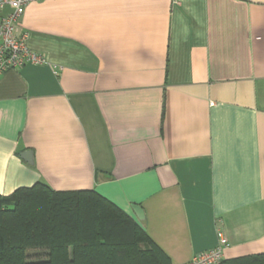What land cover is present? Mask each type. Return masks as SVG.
<instances>
[{
  "label": "crops",
  "instance_id": "obj_1",
  "mask_svg": "<svg viewBox=\"0 0 264 264\" xmlns=\"http://www.w3.org/2000/svg\"><path fill=\"white\" fill-rule=\"evenodd\" d=\"M18 25L45 63L0 75L1 196L94 191L171 264L218 233L264 253V0H31Z\"/></svg>",
  "mask_w": 264,
  "mask_h": 264
},
{
  "label": "trees",
  "instance_id": "obj_2",
  "mask_svg": "<svg viewBox=\"0 0 264 264\" xmlns=\"http://www.w3.org/2000/svg\"><path fill=\"white\" fill-rule=\"evenodd\" d=\"M34 253L38 259H30ZM0 264H171L124 212L91 190L37 182L0 195ZM219 264H264V253Z\"/></svg>",
  "mask_w": 264,
  "mask_h": 264
},
{
  "label": "built area",
  "instance_id": "obj_3",
  "mask_svg": "<svg viewBox=\"0 0 264 264\" xmlns=\"http://www.w3.org/2000/svg\"><path fill=\"white\" fill-rule=\"evenodd\" d=\"M31 0H0V75L25 64L41 65L44 57L31 52L26 45V35L18 25L26 5ZM6 14H2L4 10ZM227 240L217 234V243L210 250L199 252L188 264H219L224 259Z\"/></svg>",
  "mask_w": 264,
  "mask_h": 264
},
{
  "label": "water",
  "instance_id": "obj_4",
  "mask_svg": "<svg viewBox=\"0 0 264 264\" xmlns=\"http://www.w3.org/2000/svg\"><path fill=\"white\" fill-rule=\"evenodd\" d=\"M20 157L27 163V164H32V159H31V152L30 151H25L20 154Z\"/></svg>",
  "mask_w": 264,
  "mask_h": 264
},
{
  "label": "rangeland",
  "instance_id": "obj_5",
  "mask_svg": "<svg viewBox=\"0 0 264 264\" xmlns=\"http://www.w3.org/2000/svg\"><path fill=\"white\" fill-rule=\"evenodd\" d=\"M40 257H42V256L39 255V257H38V256H37L36 254H34V253L29 254V258H30V259H38V258H40Z\"/></svg>",
  "mask_w": 264,
  "mask_h": 264
}]
</instances>
